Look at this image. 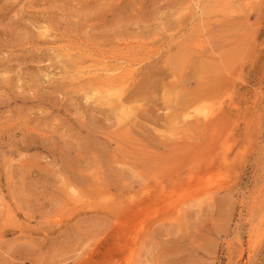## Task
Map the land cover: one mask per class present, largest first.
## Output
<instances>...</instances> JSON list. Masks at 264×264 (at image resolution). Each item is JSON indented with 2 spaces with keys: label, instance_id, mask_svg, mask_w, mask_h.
<instances>
[{
  "label": "rangeland",
  "instance_id": "374dc122",
  "mask_svg": "<svg viewBox=\"0 0 264 264\" xmlns=\"http://www.w3.org/2000/svg\"><path fill=\"white\" fill-rule=\"evenodd\" d=\"M0 264H264V0H0Z\"/></svg>",
  "mask_w": 264,
  "mask_h": 264
},
{
  "label": "bare ground",
  "instance_id": "6f19581e",
  "mask_svg": "<svg viewBox=\"0 0 264 264\" xmlns=\"http://www.w3.org/2000/svg\"><path fill=\"white\" fill-rule=\"evenodd\" d=\"M106 71H108V70H106ZM105 75V74H104ZM112 77H114V76H111V78ZM91 93H92V95H97V98L98 99H105V100H107V101H113V102H115L118 98H119V96H120V94H119V90H114V87H113V89L112 88H104V89H101V88H98L97 86H94L92 89H91ZM120 104V103H119ZM123 104V103H122ZM122 104H120L121 105V107L123 106ZM187 109V108H186ZM188 110V109H187ZM123 111H126L123 107H122V112ZM128 111V110H127ZM192 111V110H191ZM183 113V112H182ZM194 112H187V115L188 116H192V114H193ZM207 113H208V111H207ZM209 113H210V111H209ZM122 114V113H121ZM198 115V114H197ZM204 117L205 116H207L206 115V113H203L202 114ZM200 117V116H199ZM203 117V118H204ZM184 118H186V117H184ZM192 119V118H191ZM184 120V119H183Z\"/></svg>",
  "mask_w": 264,
  "mask_h": 264
}]
</instances>
